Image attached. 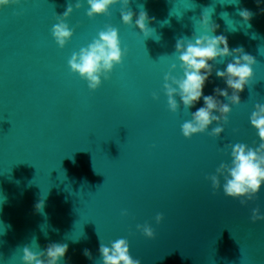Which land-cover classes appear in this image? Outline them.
Returning a JSON list of instances; mask_svg holds the SVG:
<instances>
[{
    "label": "water",
    "instance_id": "95a60500",
    "mask_svg": "<svg viewBox=\"0 0 264 264\" xmlns=\"http://www.w3.org/2000/svg\"><path fill=\"white\" fill-rule=\"evenodd\" d=\"M76 2L0 7V264H23L24 246L39 252L52 243L68 245L59 264H103L100 243L120 238L141 264H264V220H251L255 208L264 215V185L242 205L224 194L223 177L219 189L207 178L221 163L231 164L226 145L260 143L250 116L264 104V0H130L131 26L122 22V4L90 19L87 0L80 9ZM69 3L74 10L65 23L74 32L61 49L52 27ZM208 6L219 25L215 35L257 62L220 136L209 135L220 126L214 122L188 139L181 125L204 106L203 98L186 110L177 96L180 108L171 112L164 76L172 64V75L183 76L176 41L202 33L199 19ZM241 9L253 13L248 24ZM141 10L155 29L147 39L135 27ZM106 25L118 29L127 54L93 91L68 61ZM231 60L214 68L224 70ZM216 87L227 85L213 71L204 95ZM145 224L154 239L137 229Z\"/></svg>",
    "mask_w": 264,
    "mask_h": 264
},
{
    "label": "clouds",
    "instance_id": "9594fccd",
    "mask_svg": "<svg viewBox=\"0 0 264 264\" xmlns=\"http://www.w3.org/2000/svg\"><path fill=\"white\" fill-rule=\"evenodd\" d=\"M20 3L21 0H0V7ZM129 3L130 0H87L89 7L86 14L90 19L99 15L107 16L110 15L111 6L122 4L123 8L120 12L122 22L131 26L135 13L129 9ZM82 6L80 0H77L75 8L80 9ZM73 10L72 3H69L62 15H56L57 23L52 27V36L61 49L73 36L74 30L65 23ZM213 12V6L203 8L199 19L203 30L200 35H196L194 30L191 39L181 38L176 41L175 53L179 54L178 59L183 76L177 78L172 75L176 64H172L170 71L164 76L163 90L171 112L176 113L180 103L189 110L203 98L204 106L192 112L191 120L181 125L182 134L188 139L194 134L205 133L214 122L220 126L213 128L209 135L220 136L224 131L223 125L228 123L230 104L241 103L240 93L252 79V66L257 62L255 57L246 53L242 46L230 49L226 36L215 35L219 25L212 21ZM239 15L248 24L253 13L248 9H241ZM150 22L147 12L141 10L135 20V27L139 28L145 39L151 37V32L155 31L148 26ZM126 54L127 49L121 48L118 29L106 25L105 30L99 31L98 38H94L79 52H73L68 64L71 72L79 74L81 79L87 81L89 89L94 91L100 87L101 77L104 80L109 79L114 67L123 63ZM226 57L232 58L226 68L215 69V62L222 61ZM213 71L218 79L225 81L227 87L223 89L216 87L213 89L214 95H204L203 89ZM177 96L180 98V103L177 102ZM218 97H223L229 103L222 102ZM153 99L158 100L159 96L153 93ZM250 123L257 130L259 146L252 148L243 143L226 145L231 148V164L221 163L216 169V174L207 177L211 180L213 189L221 187L220 177H223L224 194L239 199L242 205L257 198V194L264 185V104L255 105V110L250 116ZM36 208L37 211H42L43 202L38 203ZM123 215H127V212L125 211ZM155 219L159 224L163 220V215L157 214ZM251 220L253 223L264 220V215L260 214L259 208L252 210ZM137 229L142 231L148 239L155 238V232L151 226L137 225ZM67 251L68 245L61 243L49 244L45 251L39 252H33L29 246H24L22 260L23 264H59ZM99 253L103 264H141V260L133 259L131 256L129 242L124 238L110 242V246L100 243ZM84 255L91 259V252L88 249L84 250Z\"/></svg>",
    "mask_w": 264,
    "mask_h": 264
}]
</instances>
